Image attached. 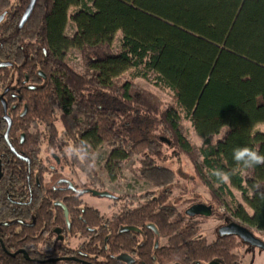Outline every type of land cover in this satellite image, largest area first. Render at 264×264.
<instances>
[{
	"label": "trees",
	"instance_id": "trees-1",
	"mask_svg": "<svg viewBox=\"0 0 264 264\" xmlns=\"http://www.w3.org/2000/svg\"><path fill=\"white\" fill-rule=\"evenodd\" d=\"M28 2L0 0V96L14 149L0 100V264H54L53 256L73 257L65 264H124L117 258L124 254L133 264H241L234 249L245 242L232 234L209 241L175 218L167 200L176 174L157 160L164 148L170 157L185 155L224 210L219 219L264 230V164L249 169L233 159L238 146L264 154V131L255 130L264 126V0H37L19 27ZM71 49L83 73L68 64ZM136 78L169 91L171 102ZM184 120L201 145L188 139ZM40 125L53 155L93 182L92 157L105 143L113 179L140 156V177L162 192L105 219L79 193L44 184L51 170L39 159ZM213 169L228 172L229 182ZM55 228L64 240L48 237ZM75 236L83 241L68 247Z\"/></svg>",
	"mask_w": 264,
	"mask_h": 264
},
{
	"label": "rangeland",
	"instance_id": "rangeland-1",
	"mask_svg": "<svg viewBox=\"0 0 264 264\" xmlns=\"http://www.w3.org/2000/svg\"><path fill=\"white\" fill-rule=\"evenodd\" d=\"M74 32L75 26L69 21L65 28V35L71 37ZM114 47H118V41L115 42ZM66 60L77 72H84L81 56L78 50L71 49ZM134 82L157 94L165 103L171 102V94L169 91L157 88L152 81L136 78L134 79ZM183 123L186 136L191 143L197 146L201 145L203 139L195 132L191 123L186 120H184ZM57 127L60 133V139L63 140L64 132L60 121H57ZM255 130L264 131V126L260 124L256 126ZM30 131L35 132V129L32 127L30 128ZM39 131L41 133V149L39 156L46 166H55L61 177L70 179L79 189L87 187L99 191H107L115 196V198L111 199L94 196L91 193L80 194L79 198L82 202L98 210L105 219H110L114 213L121 212L123 208L130 204L135 206L138 203L143 202V200L138 199L139 197L146 196L147 194L149 197L158 195L163 190L140 177V172L137 169L140 166L137 162L141 158L140 156H133L125 164L122 170L117 173L118 177L113 179L104 168L111 151L110 146L105 143L99 144L95 148L92 157L98 175V182H93L77 167L63 164L60 159L59 165H56L52 158V155L55 153H53L47 146L46 132L42 125H40ZM163 153L165 154V157L162 156L164 157L163 159H158L157 164L170 168L176 174V181L171 188V197L167 200V203L175 208L176 212L179 213V216L185 217V223L199 227V237H205L209 241L216 239L218 235H220L219 229L221 228V225L227 221L225 219H219V215H222L224 210L222 208H217L215 202L211 201L207 189L195 176L192 165L185 155L170 157L172 149L169 148H164ZM50 179L51 175H47L46 181L48 182ZM234 194L239 200H241L240 192L234 190ZM196 203L211 206L212 214L210 216H195L193 219L188 220L186 210L189 209L192 204ZM175 218L178 219L177 216H175ZM254 233L264 242V230L255 229ZM54 239L55 236H53L52 240ZM82 241L83 238L75 236L68 239L66 245L70 248H76ZM160 244H166V239H161ZM234 252L240 256L243 264H264V252L258 249L241 247L235 249ZM52 258L56 257L53 256ZM61 261L52 262H54V264H65Z\"/></svg>",
	"mask_w": 264,
	"mask_h": 264
},
{
	"label": "water",
	"instance_id": "water-1",
	"mask_svg": "<svg viewBox=\"0 0 264 264\" xmlns=\"http://www.w3.org/2000/svg\"><path fill=\"white\" fill-rule=\"evenodd\" d=\"M37 0H29L22 16L19 22V27H22L23 24L27 21L29 18ZM3 16H0V22L2 21ZM4 119L7 122V128L4 134L5 140H8V132L11 126V118L8 116L6 107L4 106ZM8 142V141H7ZM13 149V148H12ZM0 176H1V165H0ZM69 188H71L73 191H76L75 187L72 185V183L68 182ZM84 193H91L94 196H101V197H107V198H113L114 195L107 192V191H99L96 189H85L82 190ZM188 214L190 215H202V216H210L212 214V209L211 206H206L204 204L196 203L190 207V209L187 211ZM219 234L220 235H234L237 237L239 240L242 242H245L251 246H257V247H262L263 243L255 237V235L252 233L251 230H249L247 227L236 223V222H231L229 224L221 226L219 229ZM23 252V250L12 253V256H15L16 253ZM121 261H131L129 257L126 256H118L117 257ZM67 259H73V257H58V258H53L49 259L48 261H61V260H67ZM212 264V263H211Z\"/></svg>",
	"mask_w": 264,
	"mask_h": 264
},
{
	"label": "flooded vegetation",
	"instance_id": "flooded-vegetation-1",
	"mask_svg": "<svg viewBox=\"0 0 264 264\" xmlns=\"http://www.w3.org/2000/svg\"><path fill=\"white\" fill-rule=\"evenodd\" d=\"M7 91V90H6ZM0 100H1V102H2V106H3V118H4V106L6 107V111H7V114H8V109H7V104H6V101H5V99H4V97L3 96H0ZM9 116V115H8ZM8 140H6V142H7ZM8 143V145L10 146V149L12 150V152H14V149H12L13 147H11V145H10V143L9 142H7ZM52 158H53V160H54V162L56 163V165H59V159L55 156V155H52ZM39 159H40V161H41V163L42 164H44L43 162H42V160H41V158H40V156H39ZM0 165H1V171H2V159L0 158ZM45 165V164H44ZM28 167H31V164L28 162L27 163V168ZM48 167L50 168V170H51V173H49V174H47V175H51V179L47 182L46 181V176L44 177V184H47L48 186H51V188H54V189H56V188H61V189H68V190H70V191H72V192H75V193H79V194H85L84 192H82V190H85V189H91V188H77V186L73 183V181H71L70 179H68V178H64V177H61V175H60V173H58L57 172V170H56V167L55 166H53V165H48ZM1 177V176H0ZM28 178V177H27ZM68 182H70V183H72V185L75 187V189H76V191H73L71 188H69V186H68ZM39 185H41V183L39 182L38 183ZM148 195V194H147ZM148 197V196H147ZM107 198V197H106ZM113 198H115V196L113 197ZM113 198H111V199H113ZM55 205H59V206H61L62 204L61 203H59V202H55ZM192 205H194V204H192ZM61 207H63V206H61ZM190 209V208H189ZM189 209H187L186 210V216L188 217V220H191V219H193L195 216H201V215H190V214H188V210ZM65 211H66V209H65ZM175 216H177V218L178 219H183L184 221H185V217H183V216H179V213H175ZM68 223V222H67ZM229 223H231V221H226L225 223H223L221 226H223V225H226V224H229ZM68 227L70 228V225H69V223H68ZM254 230L255 229H253V230H251L252 231V233L255 235V233H254ZM53 236H55V239L54 240H52L53 239ZM219 236V235H218ZM48 237L52 240V241H55L57 238L59 239V240H64V236H63V234H62V231H61V229H59V228H55V229H53L52 230V232H50L49 234H48ZM255 237H257L256 235H255ZM258 239H259V237H257ZM140 239L142 240V235H141V237H140ZM162 239H166V238H162ZM238 239V238H237ZM262 243H263V246L262 247H257V246H251V245H249V244H242V245H240V246H238V247H236L235 249H237V248H241V247H248V248H250V249H258V250H260V251H262V252H264V242L261 240V239H259ZM238 241H241V240H239L238 239ZM242 242V241H241ZM159 245H161L160 244V241H159ZM164 245V244H163ZM234 249V250H235ZM235 253V252H234ZM236 254V253H235ZM238 257H239V260H240V263L241 264H243L242 263V261H241V258H240V256L238 255V254H236ZM123 256H126V257H129L130 259H131V261H122L124 264H133L134 262H135V259H133V257L131 256V255H127V254H124ZM56 258H58V257H56ZM49 259H53V258H48L47 260H49ZM55 259V258H54ZM212 264H219V263H217V262H214V263H212Z\"/></svg>",
	"mask_w": 264,
	"mask_h": 264
},
{
	"label": "clouds",
	"instance_id": "clouds-1",
	"mask_svg": "<svg viewBox=\"0 0 264 264\" xmlns=\"http://www.w3.org/2000/svg\"><path fill=\"white\" fill-rule=\"evenodd\" d=\"M233 159L238 164L245 168H254L257 165L264 164V154H261L258 149H254L248 146H238L233 149ZM235 170H233L234 174ZM211 175L218 181L228 183L230 180V174L219 169H213ZM258 195L261 199H264V192L258 190Z\"/></svg>",
	"mask_w": 264,
	"mask_h": 264
}]
</instances>
